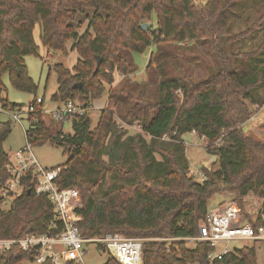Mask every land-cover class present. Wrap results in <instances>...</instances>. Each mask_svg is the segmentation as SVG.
Returning <instances> with one entry per match:
<instances>
[{
    "label": "trees",
    "instance_id": "trees-1",
    "mask_svg": "<svg viewBox=\"0 0 264 264\" xmlns=\"http://www.w3.org/2000/svg\"><path fill=\"white\" fill-rule=\"evenodd\" d=\"M239 1L0 0V102L7 108L24 105L2 97L5 75L17 90L38 92L25 60L40 56L34 35L38 24L45 46L79 54L72 68L56 63L50 70L59 83L53 101L86 105L83 114L71 119L74 133L55 131L53 122L65 121L47 123L45 99L36 103V96L26 139L39 145L62 137L69 158L51 170L61 168L60 188L80 191L77 225L83 238L108 233L142 238L144 264H209L212 247L197 242L189 248L186 239L199 234L211 199L221 192L235 196L241 207L245 196L256 195L258 216L246 215L245 221L256 230L264 225V141L242 127L252 116L251 105L264 103V13L236 32L229 10ZM80 15L88 19L82 31L74 24ZM248 42L252 49H243ZM149 47L154 50L146 78L139 81L133 78L135 53ZM200 47L205 57L195 53ZM115 73L122 79L109 90L108 106L93 127L88 107L101 99L105 84L115 83ZM134 125L138 132L130 131ZM11 132V122L1 121L0 203L10 178L5 165L11 153L4 142ZM191 132L205 138L208 152L217 157L213 167H202V181L191 173L183 137ZM37 182L30 171L10 208H0V238L62 228V221H54V203L35 193ZM17 252V246L4 252L0 264L31 258ZM103 264L121 263L111 256ZM215 264H260L257 247H233Z\"/></svg>",
    "mask_w": 264,
    "mask_h": 264
},
{
    "label": "built area",
    "instance_id": "built-area-1",
    "mask_svg": "<svg viewBox=\"0 0 264 264\" xmlns=\"http://www.w3.org/2000/svg\"><path fill=\"white\" fill-rule=\"evenodd\" d=\"M42 99L37 97L36 103ZM254 108H259L258 104ZM35 103L22 106L15 110L7 108L0 102V113H5L10 119L22 124V119H28L29 113L34 111ZM84 107H79L75 101L69 99L56 108L50 110L53 120L70 121L69 117L83 114ZM23 125V124H22ZM10 173V178L3 185L2 202L12 200L23 191L22 180L32 171L38 178L35 193L47 196L55 206L54 221H62V228L57 233L28 234L21 238H0V256L17 246L19 256L21 252L31 255L26 259V264H42L48 260L52 264H87L84 258L85 246L94 244L104 247L105 251L121 264H144L143 239L126 237L120 233H108L102 237L83 238L77 222L81 216L77 209L83 202L77 187L60 188L56 182L61 168L47 169L39 164L32 144H27L14 153L5 165ZM241 209L234 199L225 201L224 204L210 207L206 221L201 223L199 234L186 240L208 243L212 248L208 253V263L215 264L230 253L233 248L230 243L234 241L264 240V225L256 230L250 223L241 220ZM55 227L58 225L55 222Z\"/></svg>",
    "mask_w": 264,
    "mask_h": 264
},
{
    "label": "rangeland",
    "instance_id": "rangeland-1",
    "mask_svg": "<svg viewBox=\"0 0 264 264\" xmlns=\"http://www.w3.org/2000/svg\"><path fill=\"white\" fill-rule=\"evenodd\" d=\"M225 1V0H222ZM91 13V12H90ZM264 13V0H241L236 4L232 5L229 10L230 20L233 24L234 31L238 32L245 29L254 20L260 18ZM154 24L155 21L153 20ZM75 25L79 26V31L84 30L88 25V19L86 15H80L78 19L74 22ZM155 25V24H154ZM81 27V28H80ZM42 26L38 24L35 28L34 35L37 44L40 46L39 54L26 56V64L30 76L33 78L35 83L38 85L37 94H32L27 91L17 90L10 82L9 76L5 75L3 77L4 91L2 97L8 98L10 102L20 103L27 106L32 102L36 96L41 99H45V120L47 123L52 122V116L49 113L50 110L56 108L59 104L52 100V95L58 89V77L54 70L50 73L51 68L56 63H63L66 67L72 68L78 58L79 54L76 50H69L67 54H63L60 51H54L49 47L45 46L40 38ZM263 33L259 32V39H262ZM69 48L72 46V42L68 44ZM243 49H252L253 44L249 42L242 45ZM154 50L153 47L147 48L144 52L135 53V60L138 65V71L136 75L133 76L134 79L139 81L146 78V65L148 64L150 54ZM195 53L200 54V56L205 57L206 50L204 47H200L195 51ZM210 58L209 56H207ZM122 77L115 73V83L112 85L105 84L106 91L103 97L99 99L96 103H92L88 107V114L92 121V126L95 127L100 119L101 110L108 106L106 102L109 90L116 86L117 83L121 81ZM77 105L79 107H86L83 103L77 100ZM252 116L249 121L246 122L242 127L244 131L248 134H252L255 138L264 141V103L261 107L255 109L254 105H251ZM72 117H69L68 123H58L53 122L55 131H59L62 134L68 135L74 133V128L72 124ZM261 119V120H260ZM10 121L12 126V132L8 139L4 142L5 150L11 153L14 158V153L24 147L27 144L26 139V129L29 128V121L26 117L22 119V124L14 119H10L5 113H0V122ZM56 121V120H55ZM130 131L138 132L139 126L134 125L129 127ZM58 137V136H57ZM184 141L187 149V155L191 165V173L196 177L197 181H202L204 179V174L202 167H213L214 162L217 157L207 150V141L205 138L200 137L195 132L184 134ZM61 142V141H60ZM57 141L54 143L47 142L39 145H32V150L39 162L44 168L51 169L57 166L63 165L69 158L68 152L62 144ZM82 198V197H81ZM234 199L241 209L240 218L241 220H247L246 215H250L252 219H256L261 207V200L254 194L249 193L244 197V207H241L235 196L229 194L228 192H221L216 194L210 201V207L222 205L225 201ZM83 202V201H82ZM11 200L0 203V208L8 210L10 208ZM186 244L189 248H194L196 242L191 240H186ZM256 245L257 247V257L260 264H264V240L258 241H234L230 243V246L241 247V246H251ZM109 257H111L102 246H96L94 244H87L85 246V261L87 264H103ZM20 264H26L21 262ZM198 264V263H193Z\"/></svg>",
    "mask_w": 264,
    "mask_h": 264
},
{
    "label": "water",
    "instance_id": "water-1",
    "mask_svg": "<svg viewBox=\"0 0 264 264\" xmlns=\"http://www.w3.org/2000/svg\"><path fill=\"white\" fill-rule=\"evenodd\" d=\"M142 27H143L144 29H146V28H147V23H144V24L142 25ZM100 62H101V59L98 58V66L100 65ZM79 85H80V84H79ZM57 139H58V141L60 142V141L62 140V137H61V136H58Z\"/></svg>",
    "mask_w": 264,
    "mask_h": 264
},
{
    "label": "crops",
    "instance_id": "crops-1",
    "mask_svg": "<svg viewBox=\"0 0 264 264\" xmlns=\"http://www.w3.org/2000/svg\"><path fill=\"white\" fill-rule=\"evenodd\" d=\"M103 97V96H102ZM98 100H96L95 101V103L97 102ZM108 102V99H106V102L105 103H107ZM261 120V119H260ZM70 121H68V123H69ZM65 123V122H64Z\"/></svg>",
    "mask_w": 264,
    "mask_h": 264
}]
</instances>
